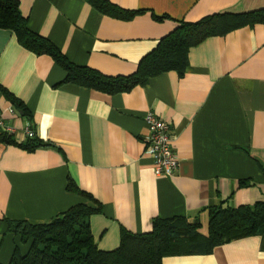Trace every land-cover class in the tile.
Segmentation results:
<instances>
[{
    "label": "crops",
    "instance_id": "0c3cea01",
    "mask_svg": "<svg viewBox=\"0 0 264 264\" xmlns=\"http://www.w3.org/2000/svg\"><path fill=\"white\" fill-rule=\"evenodd\" d=\"M110 1L134 15L104 14L85 0H18L30 30L74 64L108 76L133 74L176 21L264 14V0ZM188 61L183 75L166 71L108 94L62 82L66 73L50 56L0 29L2 122L22 142L28 118L43 144L27 151L0 142V264H9L15 246L27 249L7 221L44 223L76 204L99 206L91 234L98 248L112 250L122 229L148 232L157 217L198 221L206 235L211 207L264 200V21L204 39ZM1 87L27 115L13 111ZM146 111L170 124L179 162L172 176L153 172L143 143ZM161 264H264V233Z\"/></svg>",
    "mask_w": 264,
    "mask_h": 264
},
{
    "label": "trees",
    "instance_id": "16d2710c",
    "mask_svg": "<svg viewBox=\"0 0 264 264\" xmlns=\"http://www.w3.org/2000/svg\"><path fill=\"white\" fill-rule=\"evenodd\" d=\"M104 14L127 18L133 16L110 0H85ZM261 11L222 12L207 15L195 22L176 21L175 27L162 36L154 49L144 55L133 74L108 76L88 66L69 61L48 39L33 32L19 10L18 0H0V29L13 32L19 44L34 54H46L65 71L62 82L112 94L144 85L149 78L174 70L183 75L188 66L191 47L204 39L225 34L243 24L262 22ZM13 111L27 115L22 103L1 87ZM30 124L31 121L27 118ZM0 142L33 151L43 144L36 137L17 142L13 134L0 132ZM241 185L246 184L240 181ZM68 189L72 188L69 184ZM99 206L76 204L44 223L7 221L10 232L27 245L22 252L13 249L9 264H161L172 255L207 254L214 247L231 240L264 233V200L236 207L215 206L209 209L207 234L199 231L200 223L183 216L154 218L151 230L120 232L119 243L112 250L98 248L91 234L89 218Z\"/></svg>",
    "mask_w": 264,
    "mask_h": 264
},
{
    "label": "built area",
    "instance_id": "2783aa9c",
    "mask_svg": "<svg viewBox=\"0 0 264 264\" xmlns=\"http://www.w3.org/2000/svg\"><path fill=\"white\" fill-rule=\"evenodd\" d=\"M143 119L147 125V133L143 139L144 149L152 159L154 174L158 177L172 176L177 171L179 162L173 149L169 122L152 111H146ZM0 132L13 134V129L3 124L1 116ZM23 132L27 138L35 136V131L28 121Z\"/></svg>",
    "mask_w": 264,
    "mask_h": 264
}]
</instances>
